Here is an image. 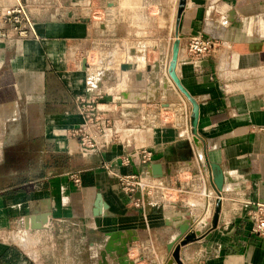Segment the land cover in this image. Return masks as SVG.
Returning a JSON list of instances; mask_svg holds the SVG:
<instances>
[{
  "label": "crops",
  "instance_id": "crops-1",
  "mask_svg": "<svg viewBox=\"0 0 264 264\" xmlns=\"http://www.w3.org/2000/svg\"><path fill=\"white\" fill-rule=\"evenodd\" d=\"M202 1L178 21L179 0H23L35 35L0 39V264H177L187 225L198 240L181 248L184 264H264V237L248 215L264 204V0ZM192 36L217 46L192 60ZM176 42V74L198 106L193 151L173 128L137 126L124 132L128 142L83 154L71 130L83 122L81 100L98 93L133 115L184 97L193 113L170 76ZM86 56L107 60L92 86ZM143 147L151 165L123 166ZM185 167L201 173L208 195L173 192L169 215L149 200L138 207L112 174L144 172L177 188ZM45 217V229L32 228ZM111 239L118 251L129 242L126 258L104 259Z\"/></svg>",
  "mask_w": 264,
  "mask_h": 264
},
{
  "label": "built area",
  "instance_id": "built-area-1",
  "mask_svg": "<svg viewBox=\"0 0 264 264\" xmlns=\"http://www.w3.org/2000/svg\"><path fill=\"white\" fill-rule=\"evenodd\" d=\"M28 3L23 0H16L13 6L0 4V39L23 40L35 35V24L29 12ZM217 43L202 36H192L186 41L185 49L189 58L200 60L209 56L216 48ZM89 60V85L92 86L101 73L108 70L107 60L102 57L86 56ZM101 100L104 96L96 94L92 99L81 100L80 112L83 122L77 128L71 130V135L80 141V150L87 154L96 149H102L113 143L128 142V136L124 135L126 130L133 131L137 126L146 128H173L177 131L180 141H186L192 150V142L195 139L192 126V109L187 98H182L179 102L168 104L148 105L137 109V115L130 112H123L118 108H108L110 103L103 106ZM114 104V103H112ZM264 130V129H263ZM129 145V143L127 144ZM153 152L148 148H135L129 156L123 159V166L129 167L133 163L141 166L151 165L154 161ZM189 159L186 158V161ZM118 179L122 193L136 202L138 207H142L147 200L154 207H162L166 215L172 214L170 205H174L173 192H192L201 196H207V182L201 173L192 174L188 167L179 171V187L168 186L161 176L151 177L144 172L135 173H114ZM191 176H190V175ZM73 182L81 186L82 181L78 173L71 174ZM184 178V179H183ZM249 210V219L255 235L264 237V204H253ZM179 215L178 213H175ZM180 216V215H179ZM214 213H209V219L213 220ZM47 227V224H46ZM45 227V228H46ZM129 252V246H128ZM128 254V253H127ZM127 254L122 257H127Z\"/></svg>",
  "mask_w": 264,
  "mask_h": 264
},
{
  "label": "water",
  "instance_id": "water-1",
  "mask_svg": "<svg viewBox=\"0 0 264 264\" xmlns=\"http://www.w3.org/2000/svg\"><path fill=\"white\" fill-rule=\"evenodd\" d=\"M189 0H179V7H178V21L181 18L187 4H188ZM192 3L194 4H204V2L202 0H190ZM179 50H180V42H176L175 46H174V57H173V61L171 63V67H170V76L172 77V79L175 81V83L177 84V86L179 87V89L190 99V101L193 103V117H192V126H193V133L196 134L197 133V124H198V106L197 104L194 103L193 99L189 96L188 92L186 90H184V88L182 87L180 80L176 74V66H177V60H178V55H179ZM123 70L127 69V65L122 67ZM216 186H217V190L220 193V191L222 190L223 187V180L221 177H219L217 179L216 182ZM221 199L219 198L218 200V207L215 210L214 213V217H213V221H212V230L217 229L218 224H219V219H220V215H221ZM48 223V218L45 217L42 221V224H39L36 227L32 228H36V229H45L46 224ZM189 226H186V229L183 230V236L180 237V241L179 243L175 246V249L173 251V258L175 260V262L177 264H184L181 260L180 257V252H181V248L196 242L198 240V234H196L195 232H188ZM112 239L109 240L107 246H106V250H104L103 253V257L104 259L106 258V254H111L113 251H118V249L114 248L112 245ZM129 242L121 249L120 251V255L121 256H125L128 253V245ZM174 244H172V248H173ZM118 251V252H119Z\"/></svg>",
  "mask_w": 264,
  "mask_h": 264
},
{
  "label": "rangeland",
  "instance_id": "rangeland-1",
  "mask_svg": "<svg viewBox=\"0 0 264 264\" xmlns=\"http://www.w3.org/2000/svg\"><path fill=\"white\" fill-rule=\"evenodd\" d=\"M177 1V0H176ZM188 3H191V1L189 0L188 1ZM179 7V6H178ZM174 81V80H173ZM174 86H175V90L177 91V92H180V89L178 88V86H177V84L175 83V81H174Z\"/></svg>",
  "mask_w": 264,
  "mask_h": 264
},
{
  "label": "bare ground",
  "instance_id": "bare-ground-1",
  "mask_svg": "<svg viewBox=\"0 0 264 264\" xmlns=\"http://www.w3.org/2000/svg\"><path fill=\"white\" fill-rule=\"evenodd\" d=\"M177 67V66H176Z\"/></svg>",
  "mask_w": 264,
  "mask_h": 264
}]
</instances>
